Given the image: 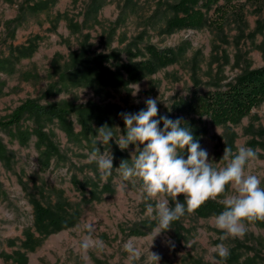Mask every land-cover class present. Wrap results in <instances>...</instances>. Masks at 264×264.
<instances>
[{
  "label": "rangeland",
  "instance_id": "374dc122",
  "mask_svg": "<svg viewBox=\"0 0 264 264\" xmlns=\"http://www.w3.org/2000/svg\"><path fill=\"white\" fill-rule=\"evenodd\" d=\"M93 1L34 0L35 10L24 0H0V120L26 100L83 109L69 114L67 123L27 114L19 127L0 129V264H152L149 252L159 254V264H221L213 248L221 242L213 227L218 213L200 217L192 209L154 238L157 221L139 181H123L115 170L131 158L133 146L122 151L110 143L114 170L106 179L87 156L97 129L107 124L123 130L119 114L135 113L153 97L161 115L179 117L191 127L214 166L225 163V147L256 149L258 158L247 170L264 186V103L228 126L174 109L193 93L212 92L244 71L264 67V13L258 0L220 1L223 14L213 5L203 9L202 27L171 34L165 26L177 0H97L101 9L91 16ZM86 45L84 66L67 71L70 53ZM148 45L173 50L176 62L127 89L102 83L97 60L115 70L146 60ZM232 191L206 201L224 203ZM33 201L64 217L60 229L36 231ZM85 234L93 239L86 252L80 246ZM126 243L139 251L138 258H131ZM224 243L240 262L264 264V220L248 223L243 238ZM229 255L222 264H234Z\"/></svg>",
  "mask_w": 264,
  "mask_h": 264
},
{
  "label": "clouds",
  "instance_id": "9594fccd",
  "mask_svg": "<svg viewBox=\"0 0 264 264\" xmlns=\"http://www.w3.org/2000/svg\"><path fill=\"white\" fill-rule=\"evenodd\" d=\"M138 92L139 86L136 85L132 95ZM144 105L135 113L119 114L123 130L107 124L97 129L94 147L87 159L96 164L101 178L106 179L114 170L110 143H115L122 151L133 146L131 158L122 160L115 170L123 181H139L142 199L148 202L146 208L149 213H154L157 221L153 229L154 238L170 229L171 223L186 212L231 188L232 194L226 196L224 208L213 216V227L219 232L221 241L213 248L222 264L229 255L224 241L243 238L248 223L264 220L261 177L247 170L249 163L258 158V153L252 147H240L235 152L231 147H225L222 155L225 163L220 167L214 166L208 150L201 146L186 122L179 117L173 119L169 115H158V98L148 97ZM180 197H183V202ZM169 198L175 201L174 206ZM152 200L157 201L155 205ZM92 243V236L85 234L81 249L86 252ZM125 248L132 253V259L139 257V251L131 243H126ZM149 254L152 264H159V254Z\"/></svg>",
  "mask_w": 264,
  "mask_h": 264
},
{
  "label": "trees",
  "instance_id": "16d2710c",
  "mask_svg": "<svg viewBox=\"0 0 264 264\" xmlns=\"http://www.w3.org/2000/svg\"><path fill=\"white\" fill-rule=\"evenodd\" d=\"M25 4L34 3V0H24ZM230 4L237 0H177L172 6L173 17L166 21L165 31L168 34L178 29H199L205 22L203 9H210L216 5V11L224 13V6L217 4ZM40 4L44 3L39 1ZM38 3L29 5L30 8L38 9ZM258 4L264 13V0H258ZM101 9V5L94 0L89 9L91 16H96ZM8 23L7 25H10ZM15 32V28L14 31ZM88 45L76 52H71L67 63V71H79L87 60ZM148 55L146 60L129 61L112 70L105 66L102 61L97 60L95 68L101 76L103 84H107L116 89H127L130 85L140 82L145 76L155 74L158 70L176 62L177 55L171 49L159 50L152 45L145 48ZM133 54V51H129ZM106 59V58H105ZM56 72H61V68H56ZM64 74V73H63ZM264 103V67L249 71H244L233 82L224 86H218L216 90L204 94L193 93L190 99L182 105H175V111L185 113L202 120L206 117L211 124L216 126H228L237 124L243 117L247 116L253 108ZM72 107L70 104L62 103L58 105L42 106L35 100H26L19 105L9 119L0 120V129L19 127L23 118L27 114H32L36 118L57 119L67 123L69 114L75 111H82ZM158 115H161L158 113ZM162 126V125H161ZM40 136L42 133L39 134ZM47 141V139L44 137ZM33 226L36 231L42 229H60L64 217L52 209L44 207L37 201H33ZM224 208V203L215 201H205L197 208L193 209L200 217H208L212 213H219ZM260 221V220H256ZM29 239H33L31 235ZM241 244V243H240ZM229 261L234 264H249L240 262L239 257L232 250Z\"/></svg>",
  "mask_w": 264,
  "mask_h": 264
}]
</instances>
